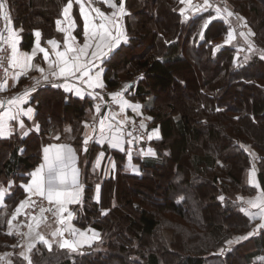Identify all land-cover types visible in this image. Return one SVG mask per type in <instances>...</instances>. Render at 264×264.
<instances>
[{"label":"trees","instance_id":"1","mask_svg":"<svg viewBox=\"0 0 264 264\" xmlns=\"http://www.w3.org/2000/svg\"><path fill=\"white\" fill-rule=\"evenodd\" d=\"M3 1L13 25L21 28L22 49L32 47L36 28L43 43L63 41L56 21L68 0ZM232 2L255 33L256 43L245 55H237L236 44L212 47V40H224L230 29L223 19L204 27L212 12L186 17L180 0H123L127 39L103 61L104 85L108 92L122 87L143 104L147 126L160 130L159 138L147 142L157 156L141 160L137 154L140 175L118 169L104 179L98 203L93 192L99 179L85 162L88 153L80 154L84 191L73 221L99 230L100 239L75 251L58 244L49 249L38 241L31 264H264V230L227 245L252 228L241 196L254 190L247 179L254 167L264 191V0ZM74 15V30L82 37L80 14L75 10ZM4 23L0 14V47ZM31 90L41 130L0 138V263L10 252L11 264H29L18 253L21 236L8 234L27 196L24 184L40 163L43 145L66 141L80 153L94 108L92 97L73 96L50 83L38 82ZM174 90L179 94L169 96ZM113 153L118 164L126 160V152ZM156 177L162 179L161 192ZM104 208L109 209L105 214Z\"/></svg>","mask_w":264,"mask_h":264},{"label":"crops","instance_id":"2","mask_svg":"<svg viewBox=\"0 0 264 264\" xmlns=\"http://www.w3.org/2000/svg\"><path fill=\"white\" fill-rule=\"evenodd\" d=\"M69 2L70 0H68L66 5L64 6L61 17L57 19V21L61 22L59 27L64 29V31H60L63 36V41H60L56 38H50L46 40V43H43L42 31L41 29L36 28L33 30V45L29 50H24L21 47V28L15 27L8 15L7 18H5L3 31L8 33V36L9 30L15 33L13 39L16 41L18 53L20 55H31L33 51L36 50V55L30 63L25 60H21L15 67L10 65L4 81L2 82L4 89L7 91H15L16 96L11 100L14 101L13 103L5 104L0 110V138L9 137L13 133V131H17L22 137H24L32 131L39 132L41 130V125L37 120L36 103L31 101L32 90H27L24 88L23 83L20 84L22 78L28 79L31 77H38L39 82L41 83H50L55 87H60L64 90V92L72 94L73 96H90L92 97V100V90L94 87H96L95 85L101 84L102 86H105V65L103 64V61L107 55H104V53L109 54L121 42L126 41L127 31L125 25V17L127 14V10L123 6L124 14H121L119 10L118 0H111L112 3L117 4V7L115 8H109L107 0H80L79 3H77L76 0H71L72 7L71 9H69L67 16H65L64 9L69 4ZM82 6L85 14L89 16V19L91 21L87 39L84 31L85 20L84 16L81 14ZM196 7H201L199 10H203V12L205 11L204 3L197 4ZM196 7L190 8L189 4L184 3V5L180 9V13L182 14L183 12L184 14H192L193 9ZM93 9H99L100 12L104 13L109 17V20L112 21L111 23L106 22L107 28L112 34V38H109L107 36L103 40L92 38L91 24L94 23L98 25L101 22ZM6 10L7 8L5 5V9L3 10V12L7 13ZM75 10H77L80 14V20L83 27L82 37H80V35H78V33H76L74 30V25L76 23V18L74 15ZM112 13H116V15L113 16ZM194 13L196 12H193V14ZM57 21L56 27L58 28ZM37 32L40 33L39 38H37V36L35 35ZM229 32L233 34V39L230 42L226 43V41L228 40L227 35L224 41L225 44H231L233 41H236V39H239L240 46L239 44H237V47L244 48L243 44H246L248 46V51L251 47H253L254 44L251 39L253 37L252 30H250V33L241 30L239 32V37L232 26L230 27L228 34ZM72 37H74L75 39L73 40ZM37 39H39V46L41 48H44L49 53L47 60H45L44 54L36 49ZM117 40L119 41V43H116ZM48 41H55L58 47L54 48V46L50 45ZM86 43L90 44L91 46L85 49L84 54H81L78 50L80 48H83ZM98 43L100 44V47L96 46ZM114 43L116 44V46L112 47ZM66 45H70L72 48L77 49V51L74 52H67V56L71 58L73 56L79 55L80 60L78 61V63L81 65H85V67L82 68L80 72H76L74 75L61 76L59 75V69L56 67V64L58 62L56 52H66ZM93 53H96V55H93ZM261 57L264 58V55H261ZM38 68L43 69V72L37 71ZM83 71H88L89 75L86 77L82 76ZM54 72L56 73V75H53ZM45 77H47V79H45ZM126 87H128V85ZM120 89L121 90L110 91L109 96L119 102L122 110H124L127 115L130 114L135 118L140 117L147 121L148 116L144 112L143 104L135 99L126 96V94L122 91V87H120ZM29 109H31V112L28 115H25V113L28 112ZM90 116L92 117V119L85 122L86 128L80 153L74 145L66 141H53L43 145L41 150L40 163L31 170L30 179L24 184V189L27 192V196L20 202L18 206V208L22 210L18 213L19 216H28L26 211L32 214V216L30 214L31 220L26 224L28 233L26 232L24 236L22 235L23 244H26L27 241H33L30 232L34 229L40 232V236L45 239V235L47 234L46 232L48 231L47 228L53 226L47 220L52 219L55 220L53 222L55 227L53 230H50V235L55 238V241H58V235H60V241L62 242L61 233H63V235L65 236L64 241H68L69 244L73 245L75 247V250H80L85 246H91L100 239L99 230L93 227H87L85 229L77 227L73 221V219H75L76 217L74 207L82 203L84 191V186L80 181V154L82 156L83 154L88 153L89 157H86L85 162L89 163L91 170L97 174V177L99 179V181L95 184L93 192V199L98 203H101L102 201L104 179L116 176L118 169L123 174L140 175L142 170L138 171L132 165H130L131 162L138 163L134 161V158L137 156V154L139 155L141 160L150 159L157 156V151L147 143L150 140L160 137V130L157 127H152L149 138L146 141H143L141 146H134V144L126 140V129L122 123L123 120L122 118L118 117L117 114L111 112L106 107L97 106L94 102V108L92 109ZM11 117H15V119H11ZM101 121H103V130H101ZM59 136V134L56 135V138H58ZM86 139L88 140L87 144H85ZM92 144H95L100 148L95 149L93 148ZM58 148L65 156L68 155V149L72 150V156L74 158L64 161V163L68 166L66 169H64L68 176V183L62 186L61 190L65 192H72L74 194L78 193V195L74 197L76 199V202L74 203H67L66 200L68 198L66 197L62 198L65 200L63 204H56L55 202L49 203L48 199L46 198L47 193L45 192L44 197L37 195L36 187L33 184L34 177L32 174L36 173L37 170L41 168V166H44L42 175L45 177V179L48 178V168L46 165L45 157L47 156L49 160H53ZM45 149H48L49 151L45 153ZM114 151H118L121 153L126 152V160L121 164H118V160L113 153ZM72 168L76 169L75 184L72 183ZM248 183L254 187V190L247 195L241 196L243 200V206L241 208L243 211H247L249 216L253 214L255 219L253 220L254 223L252 225V228L243 236L238 235L237 239L245 236L249 237L257 235L262 230H264V228L258 227L259 225L264 224V219L260 218L264 216V211L261 210L262 208H264V191L261 188L258 178V171L255 167L249 171ZM41 198H44L48 202V206L51 208L52 214L50 217L44 216L41 210L37 212H31L33 203L40 201ZM1 200L2 198H0V202ZM22 202H26L24 203L23 207H21ZM250 202H255L260 205V207L253 208ZM62 208L66 209V211H61ZM108 211L109 209L104 208L103 214L107 213ZM16 213L17 210L13 216L17 217L18 215ZM69 213L71 214V219H69ZM34 217L35 219H33ZM61 221L63 222L61 223ZM15 225V223L12 224L13 227ZM53 233H56V235L54 236ZM250 233L253 234L249 235ZM94 234L95 239L92 238ZM75 238L78 241L77 244L74 240ZM72 240H74L75 243H71ZM38 241H34L32 244H30V246ZM26 245L29 246V244Z\"/></svg>","mask_w":264,"mask_h":264},{"label":"snow or ice","instance_id":"3","mask_svg":"<svg viewBox=\"0 0 264 264\" xmlns=\"http://www.w3.org/2000/svg\"><path fill=\"white\" fill-rule=\"evenodd\" d=\"M77 3L80 2V0H76ZM108 3V7L109 8H115L117 7V4L112 3L111 0H107ZM181 4L187 3L189 5L192 4V0H180ZM72 7V3L71 0L69 2V4L66 6V8L64 9V14L65 16H67L69 9H71ZM205 7H210V5L207 4V0H205ZM5 9V3L3 2V0H0V14H3L5 18H7V14L3 12V10ZM119 10L121 12V14H124V10H123V0H119ZM199 10V9H198ZM93 11L96 13L97 17L100 19V23L98 25L92 23L91 27H92V32H91V36L93 39H99V40H103L106 36L109 38H112V34L109 31V29L107 28L106 22L107 23H111L112 21L109 20V17L106 16L104 13L100 12L99 9H93ZM217 12H219V9H217ZM81 14L84 16V31H85V36L86 39L89 35V26H90V19L89 16L87 14H85L83 6L81 7ZM183 14V12H182ZM113 16L116 15V13H112ZM228 15H232L231 13H228ZM213 19H216V17H213ZM60 21H57V30L58 31H64V29L60 28ZM207 23L205 24V27H207ZM37 36V38L40 37V33L37 32L35 34ZM15 36V33L12 32L11 30H9V36L7 38V40L5 41L6 43L10 44L11 47V66L15 67L18 65V63L21 60H25L27 62H31V60L35 57L36 55V50L33 51V53L31 55H27V54H23L20 55L18 53V49L16 47V41L13 39V37ZM2 38V37H0ZM72 39L74 40L75 38L72 37ZM233 39V34L231 32H229L228 34V40L227 42H230ZM67 40V37H66ZM48 43L50 45H53L54 48L58 47V45L56 44L55 41H48ZM116 43H119V41L117 40ZM91 45L86 43L84 45L83 48H80L78 51L81 54L85 53V49L90 47ZM97 47H100V44L98 43L96 45ZM116 44L114 43L112 45V47H115ZM67 51L66 52H56V56L58 58V62L56 64V67L59 69V75L61 76H67V75H74L76 72H80L82 68L85 67V65H81L78 63V61L80 60V56H73L71 58H69L67 56V52H74L77 51V49L72 48L70 45H66ZM36 49H38L39 52L44 54V58L45 60L48 59L49 53L44 49L41 48L39 46V39H37V44H36ZM4 49H0V51H3ZM111 50V49H110ZM93 55H96V53H93ZM104 55H107V53H104ZM2 62V61H0ZM37 71L43 72V69L38 68ZM53 75H56V73L54 72ZM89 73L88 71H83L82 72V76H88ZM45 79H47V77H45ZM96 87H102L101 84H96ZM4 90V86L0 85V91ZM119 95V94H117ZM14 101H10L9 103H13ZM138 107V106H137ZM31 112V109L28 110V112L25 113V115H28ZM11 119H15V117H11ZM22 126V125H21ZM101 130H103V121H101ZM88 140H85V144H87ZM49 150L45 149V153H47ZM74 157L72 156V150L68 149V155L65 156L61 150L58 148L56 150V155L55 158L53 160H49L47 158V156L45 157L46 159V165L48 168V178L45 179V177L42 175L43 172V168L44 166H41L40 169L37 170L36 173H33V184L36 187V193L37 195L44 197L45 196V192L47 193L46 198L48 199L49 203H53L55 202L56 204H63L65 202L64 199L62 198H68L66 200L67 203H74L76 202V199L74 198L76 195H78V193H72V192H65L62 191L61 188L62 186L66 185L68 183V176L67 173L64 171V169H66L68 166L67 164L64 163L65 160H71ZM59 166V168H58ZM72 183L75 184L76 183V169L72 168ZM3 193H0V198H2ZM24 203L26 202H22L21 207L24 206ZM251 206L253 208H257L260 207V205H258L255 202H250ZM262 211H264V208L261 209ZM20 209H17V213H19ZM44 211H51V209H41V212ZM61 211H66V209H61ZM261 219H264V216L260 217ZM13 219H15V216H13ZM35 219V217L33 218ZM69 219H71V214L69 213ZM63 221H61L62 223ZM259 228H264V224H261L258 226ZM9 235H11L12 233L9 232ZM253 233H250L249 235H252ZM53 235L55 236L56 233H53ZM62 235V233H61ZM238 239H248L247 236L245 237H241ZM40 242L47 245L49 247V249H51V245L48 243L47 240H45L43 237H40ZM232 243V242H230ZM62 248H71L73 251H75V247L71 244H69L68 241H64L61 245ZM35 247V245H31L29 246V251H31V249ZM23 255V254H21ZM25 260L29 261V264H31V260L28 256H24Z\"/></svg>","mask_w":264,"mask_h":264},{"label":"rangeland","instance_id":"4","mask_svg":"<svg viewBox=\"0 0 264 264\" xmlns=\"http://www.w3.org/2000/svg\"><path fill=\"white\" fill-rule=\"evenodd\" d=\"M4 2V1H3ZM200 3H204V5H205V0H192V4L191 5H189L190 6V8H192V7H196L197 6V4H200ZM207 4L208 5H210V7H204L205 8V12H208V13H211V15L210 16H208V17H205L204 18V27H205V24H206V22H208V21H212L213 20V17H216V19H223V20H225V21H228V23L230 24V27L232 26L234 29H235V31H236V34L238 35V37H239V32L242 30V31H247V33L249 32L250 33V30H252V32H253V37L251 38L252 39V41H253V44H255L256 42H255V38H254V35H255V33H254V30L252 29V27L249 25V23H247V21H246V17L243 15V14H240V13H238L236 10H235V6L233 5V2H232V0H207ZM184 5V4H183ZM182 5V6H183ZM41 6L42 5H37L36 4V6L34 7V9H37V7L39 8V10L41 9ZM264 7H262V8H260V10H262ZM181 9V8H180ZM217 9H219V12H217ZM264 10V9H263ZM6 12H7V10H6ZM228 13H231L232 15H228ZM7 14V13H6ZM184 14V13H183ZM186 14V13H185ZM192 14H193V12H192ZM234 14H237V18H233V15ZM8 15V14H7ZM2 16H4L3 14H2ZM5 18V17H4ZM210 19V20H209ZM209 23H207V25H208ZM150 31V30H149ZM203 32H204V30H203ZM228 35V34H227ZM148 36H150V34L148 33ZM227 37V36H226ZM7 38H8V33H6V32H4L3 31V40H7ZM226 39V38H225ZM225 39L224 40H220V38L218 37V38H215V39H213L212 40V42H211V45H212V47L213 48H216V47H218L220 44H222V43H224V41H225ZM149 41V40H148ZM147 41V42H148ZM145 42H146V40H145ZM143 43V45H141L140 46V48L139 49H142V47L144 46V44H146V43ZM239 39H236V41H233L231 44H239ZM10 45V44H9ZM240 46V45H239ZM239 48V50L237 51V55H245L246 53H247V49L248 48H246L245 46H244V48L243 47H238ZM245 49V50H244ZM11 65V64H10ZM9 68H10V66H9ZM8 68V69H9ZM196 69V68H195ZM195 69L194 68H192V74L193 75H195V73H196V71H195ZM197 70V69H196ZM8 71V70H7ZM7 74V73H6ZM2 85V84H1ZM105 87V86H104ZM3 91H5V92H8L7 90H3ZM177 94H179L178 92H177V90H174V92H172V94H170L169 93V96L171 95V97H175ZM235 94L236 95H238L239 94V92L238 91H236L235 92ZM107 96L108 97H110L109 96V92H107ZM112 98V97H111ZM114 99V98H113ZM130 115V114H129ZM130 117L132 118V119H135V120H137V121H140L142 124H145L146 126L148 125V120L146 121V120H144L143 118H135L133 115H130ZM150 126V125H149ZM149 126H147L148 127V129H149V132H148V134H147V136H146V139L147 138H149V136H150V133H151V131H152V127H149ZM158 128V127H157ZM159 129V128H158ZM249 174V173H248ZM247 179H248V177H247ZM155 182H156V184H159V182H161L162 181V179L161 178H159V177H156L155 179ZM126 186L129 188L130 186L131 187H133V185L131 184V183H126ZM158 190H159V192H161L162 191V185L161 184H159V188H158ZM18 206H19V204H18ZM33 207L32 208H35L34 206H36L37 207V211H40L41 209H45V207H43L42 205H39V203H37V202H35V203H33V205H32ZM31 208V209H32ZM35 210V209H34ZM34 210H31V212L32 211H34ZM22 210H20L19 212H21ZM244 212H245V210H244ZM26 213L28 214V216L27 215H25V216H19L18 215V213H16L18 216L17 217H15V219H11V221H10V224H9V228H8V230L10 231V232H13L14 234H18L19 236H21L20 238H22L21 239V242H20V245L22 246L21 248H20V250H19V255H21V254H23L22 256L24 257V256H28L30 259H31V251H29V246H30V244H32L34 241H38V240H40V232H38L36 229H34V230H32L31 232H30V234H31V236H32V240L33 241H27V243L26 244H29V246H27L26 244H23L22 243V240H23V236H24V234L27 232L28 233V231H27V228H26V224L31 220V216H32V214L30 213V212H28V211H26ZM30 214H31V216H30ZM43 214H44V216H46V217H50L51 216V212L50 213H46V211H44L43 212ZM245 214L247 215V216H249L248 214H247V211L245 212ZM172 216V215H171ZM172 218L173 219H175V220H179V217L177 218V216H172ZM249 218L251 219V222H252V225H253V223H254V221L252 220V218L249 216ZM182 219V218H181ZM180 219V220H181ZM45 221H46V219H45ZM47 221H49V223L50 224H52L53 226H51V227H49V228H47V234L45 235V240H47L48 241V243L50 244V245H52V244H58L59 245V247H61L60 245L64 242V240H65V236L63 235V233H62V242L60 241V235H58V241L56 240L55 241V238H53L52 237V235H50V230H53L54 229V227H55V225H54V221L55 220H47ZM183 221V220H182ZM175 222V221H174ZM13 223H15L16 225L13 227L12 226V224ZM183 223H186V224H188V221H183ZM171 227H173L172 225H171ZM171 230V229H170ZM25 231V232H24ZM39 231H42V230H39ZM23 235V236H22ZM237 236L238 235H236L233 239H230L229 240V242H228V246H230V245H232L233 243H236L237 241H238V239H237ZM53 238V239H52ZM92 238L93 239H95V234L92 236ZM75 240V242H76V244L78 243V241H77V239L75 238L74 239ZM74 240H72V242L71 243H75L74 242ZM230 242H232V243H230ZM35 243H37V242H35ZM34 243V244H35ZM33 244V245H34ZM10 252H7V253H4V255H3V258H2V262L0 263V264H5V263H7V264H11V261H10ZM26 262L27 263H29V261L28 260H26ZM257 263L259 264V263H261V260L260 261H257Z\"/></svg>","mask_w":264,"mask_h":264},{"label":"built area","instance_id":"5","mask_svg":"<svg viewBox=\"0 0 264 264\" xmlns=\"http://www.w3.org/2000/svg\"><path fill=\"white\" fill-rule=\"evenodd\" d=\"M76 28V24L74 25V29ZM0 49H4L3 51H0V85L4 81V78L6 76L7 70L11 64V47L9 43H6L5 40L1 44ZM39 82L38 77H31L28 78V80L24 83V88L27 90H30L33 88L37 83ZM107 89L106 87H94L92 90L93 94V100L99 107H106L111 112L118 115V117L122 118L123 125L126 129V140L134 146H141L142 142L146 139V136L149 132L148 127L145 124H142L140 121H137L135 119H132L130 115L126 114L124 110H122L121 105L118 101L115 99L107 96ZM16 96L15 91H0V109L3 108L5 104H8L14 97ZM130 165H132L136 170L141 171V166L139 163L131 162ZM39 205H42L45 207V209H51L48 206V202L41 198L40 201H38ZM32 208L31 210H34L37 212V207ZM33 212V211H32ZM52 213V211H46V213ZM248 213V212H247ZM252 217V220L255 219L254 215H250Z\"/></svg>","mask_w":264,"mask_h":264},{"label":"water","instance_id":"6","mask_svg":"<svg viewBox=\"0 0 264 264\" xmlns=\"http://www.w3.org/2000/svg\"><path fill=\"white\" fill-rule=\"evenodd\" d=\"M200 8H201V7H196V8H194V9H193V12H197L198 9H200ZM185 16H186V17H189V13H186Z\"/></svg>","mask_w":264,"mask_h":264}]
</instances>
